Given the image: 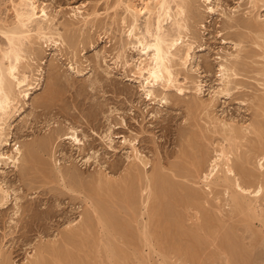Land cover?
I'll return each instance as SVG.
<instances>
[{"label": "rangeland", "instance_id": "obj_1", "mask_svg": "<svg viewBox=\"0 0 264 264\" xmlns=\"http://www.w3.org/2000/svg\"><path fill=\"white\" fill-rule=\"evenodd\" d=\"M19 1L0 0V31L8 32L19 28L14 14V5H18ZM176 1L179 3V0ZM258 1H254L257 6L253 8L251 0H210L208 3L205 0H183L193 6L181 18L182 24L187 28V32L182 31L183 42L184 45H191V60L181 67L178 59H175L172 63L177 80L174 88L163 92L160 87H155L153 101H149L144 96L141 80L134 74L139 55L132 49L130 43L133 39L128 37L127 27L122 23L125 17L123 3L120 4L119 0H34L35 5L39 9H46L53 19L51 28L60 38L55 36L54 45L45 40H35V35L31 33L33 38L30 41L34 42V46L25 43L27 46L23 48L25 54L22 53V58L26 59L19 66L20 74L26 73L30 77L28 83L31 88L26 98L18 99L20 101L16 104V109L11 111L9 119L1 126L3 136H6L4 140H7L0 148L1 152L11 155L19 147L21 156L16 168L5 160L0 163V188L6 193L4 201H1L0 194V264H33L38 257H45L44 260L50 263L53 256L49 255L48 248L51 247L60 251L67 250L70 254L73 252V256L78 252L79 257H76L85 259L86 264H226L229 257L220 248L225 231L233 234L231 238L237 237L242 242V247L248 248L249 264H264V230L259 221H247L237 214L233 216L230 206H226L228 203L225 202L223 189L207 190L202 175L199 178L195 175L187 159L190 152L198 156V152H195L202 151V148L209 154L208 158L206 155L207 161L212 158L216 146L221 143L225 145L222 125L229 124L240 134V144L237 140L240 149H237L236 154L242 158L252 156L247 168L259 175V171L255 170L256 163L260 158L259 153L262 155L264 150L258 144L260 135L256 129L260 125L264 126V38L258 40L259 36L246 28L250 21L264 24V0ZM131 2L140 7L139 0ZM208 7L214 12L210 13ZM76 13L88 16L86 25L80 17H74ZM139 22L140 29H143L144 21L141 19ZM169 23L165 24V30L174 35ZM2 32L0 49L5 50L7 42ZM31 51L33 54L30 56ZM3 65H7L6 60ZM232 65L237 67H231ZM221 66L231 70L225 80L228 81L226 89L221 83ZM198 89L200 92H197ZM49 93L53 95L49 100L40 101ZM244 128H248V132L242 131ZM70 129L77 132L82 141L81 146H75L62 137ZM36 141H51L47 154H40L38 157L39 162L42 165L45 163L46 168L53 173L48 180L34 168L31 170L34 173H31L30 164L27 165L23 159L25 146ZM128 142L133 144L138 156L147 163L146 168L143 169L142 164L136 162L135 153ZM257 145L259 149L262 148L263 153L259 150L254 152V146ZM234 157L233 160L237 162V157ZM180 163L183 167L186 165L184 168L187 169L186 172L189 171V175L178 172ZM155 170H160L162 176L171 180L173 185L182 186L179 189L190 188L200 192L202 199L204 197L197 208L192 205L195 207L193 209L189 204V207L181 205L173 209V215L178 213L174 216L179 218L182 228L180 231L187 234L193 231L195 238L190 236V239L187 234L185 238L172 229L174 232H169L174 233L175 238L166 232L170 245L165 242L164 234L160 237L163 241L153 237L156 239H152L151 246L146 247L137 242L139 248L132 247V251L127 245L124 246L121 234H115L109 241L103 237L100 227L94 224L92 236L89 235L90 232L89 236H82L85 241L88 240L84 241L86 245L82 244V237L73 243L64 241L70 230L82 225V218L84 221L90 218L87 215L91 213L90 209L84 201L90 191L95 192V200H99L101 205L107 206L112 201L107 207L113 204L115 206L112 208H117L116 204L122 206L119 205L121 203H115L118 198H113L110 202L104 199L107 198V193L100 191L102 195L99 198V190L95 188L97 180H108L113 185L120 183L117 187L120 190L124 182L120 180H127V174L138 176L137 173H142L139 176L144 179L146 174L150 176ZM59 171L67 175L64 181L61 180L63 177L60 179L56 174ZM176 171L177 179H174ZM260 173H264V170ZM73 182L81 183L79 189L76 188L80 194L68 190L75 185ZM118 190L114 193L117 194ZM260 204L264 209V202ZM218 208H221V213L217 212ZM259 209L257 212H261ZM118 215L126 219L124 211L123 215L122 211ZM206 215L214 216L216 222L212 221L211 224L208 223V227L205 226ZM144 217L137 218L136 225L132 223L134 232L140 231L138 228L147 220ZM151 229L158 234L164 231L153 227ZM137 234L139 235L138 232ZM171 236L174 243L169 240ZM196 237L200 240L199 243ZM104 239L108 241H105L106 245L114 242V247L126 254L128 259L112 263L105 247H102ZM251 242L254 247L249 248ZM68 245H74V248ZM177 247H182L181 252ZM95 248L100 254H95ZM190 256L195 258L191 259Z\"/></svg>", "mask_w": 264, "mask_h": 264}, {"label": "bare ground", "instance_id": "obj_2", "mask_svg": "<svg viewBox=\"0 0 264 264\" xmlns=\"http://www.w3.org/2000/svg\"><path fill=\"white\" fill-rule=\"evenodd\" d=\"M139 1H140V7H138L137 5H134L131 2V0H127L125 2L123 0H119L120 4H122V3L124 4L125 17H124V20L122 23L124 24V26L126 25V27H127L128 37H131V39H133V42L130 43L132 49L137 51L138 55H139L138 63H136V65L134 66V74L137 76L138 80H141V82H140L141 88L144 91L145 98H147L149 101H153L152 97H153V90L155 87H160L163 92L170 90V88H172V87L174 88V84L176 83L177 80H176L175 75H174L175 73H173V69H172V67L174 65V64L172 65L173 61H175V59H178L177 61L180 62V65L182 67V66H186L189 63V61L191 60V54H190L191 53V45H188V44L184 45V42H183L182 31L184 32V30H186V32H187V28L185 27V25H183L184 24L182 21L183 19H181V18L183 16H185V14H186L185 11L188 10V12H190V10L192 9L193 6L190 5L189 3L183 2V0L182 1L179 0V3H177V1L175 2V0H139ZM205 1L207 3L210 2V0H205ZM254 1L259 2L258 0H251L250 5H252L253 8H255L257 6V4L255 6ZM173 4H174V6L172 7ZM207 9L210 13L214 12V10L211 7H208ZM191 12H193V11H191ZM14 14H15V18L17 20L16 21L18 24L17 26H19V28L15 29V30H11V31H9L6 28V30H8V32L0 31L5 36V39H6L5 41L7 42L6 49L5 50L0 49V148L2 146H4V144L7 143V140L6 139L4 140V138L6 136L4 137L3 133H2V130H3L2 125L3 124L5 125L7 118L9 119V116L11 115L10 114L11 111L16 109L15 106L20 101L18 99L20 97H22V99L26 98L28 96V93H29L28 91L31 88V85L28 83L30 77H28V75H25L26 73L20 74L21 70L19 72V69H20L19 66H20L22 60L26 59V58L25 59L22 58V53L25 54L23 48L27 46V45L25 46V43H27L28 45H33L34 42L31 43V41H30L33 38L32 37L33 35L31 36V33L35 35V40H37V41L45 40L46 42H50L51 44L53 43L54 45L56 43L55 38L57 36L60 38V35L57 34L55 30L53 31L51 28L53 19L48 15V13L46 12V9H44V8L39 9V7H37L35 5L34 0H20L18 5H14ZM74 17L76 19H77V17L78 18L80 17V19H82V22L86 25L88 16L83 17V15L81 13H78V14L76 13V14H74ZM141 19H142V21H144V23L142 25L143 29L141 28L142 30L139 27L140 26L139 21ZM252 21H254V20H252ZM168 22H170L169 24L172 27L171 29H173L172 32L174 31V33H173L174 35L167 33L165 30V24H167ZM126 27H124V28H126ZM246 28L252 34H256L255 36L258 35L259 36L258 40L264 38V24L259 25L258 21L255 23L250 21L246 25ZM258 43H256V44H258ZM257 46H259V45H257ZM260 48H261V45H260ZM28 49H29V47H28ZM262 49H263V47H262ZM32 51L34 52L33 49H32ZM32 51L29 52L30 56H31ZM263 56H264V53H263ZM248 59H249V57H248ZM4 60L7 61L6 66H4L5 64L3 65ZM237 64H239V63H237ZM125 65L128 66L127 63H125ZM233 65L231 67H234V68L237 67V66L235 67ZM27 66H25V67H27ZM220 68H221L222 87L226 89L228 87V81H225V80H226V78H228L227 73L231 72V70L227 69L224 66H221ZM232 71H234V70H232ZM25 72H26V70H25ZM27 72H28V70H27ZM30 73L31 72H29V74ZM178 90L180 92V90H181L180 87ZM55 91H57V90H55ZM197 92H200V89H198ZM45 96L42 97L40 101H43V100L47 101L53 95H51L49 93V94H47L46 97ZM165 99H166V97H165ZM222 128H223V133L225 134L224 135L225 138L223 140L225 145L221 143L218 146H216L217 149H214L213 157L209 158L208 161L206 159L207 154H206V152L203 151L205 149L202 148V151H196L195 153L198 152L197 153L198 156L195 155L194 153L193 154L195 156L192 155V153L189 151L190 153H189V156L187 157V159H189V163H188L189 167L193 168L195 175L196 176L198 175V178L200 175H202V180H203V183H204L205 187L207 188V190H211L212 188L223 189L222 192L226 198V201L225 200L224 201L226 203H228L227 205L226 204H224V205H226L228 207L230 206L229 210H230L231 214L233 213L232 214L233 216H234V214H237L238 216L243 217L247 221L258 220L259 223L261 224V228H263V230H264V209L261 208V204H260V203L264 202V173H260V171L264 170V163H263L264 162L263 161L264 160V153H263V150H264L263 138L264 137L261 138V136H264V135H261L264 133V126L261 127V125H260V126H258V129H256V131L257 130L259 131V135H260L259 140H258L259 141L258 144L261 147H263V150H261L262 148L259 149L258 145H257L258 147L254 146L256 149H254L253 146H251L255 150V151L253 150L255 153L257 150H259L260 152L263 153L262 155H261V153H259L260 156L258 154H256L257 156L260 157L259 160L256 159L258 161L256 163V169H255V170H257V172L259 171L258 172L259 175L254 174L255 172L253 173L252 171L249 170V168H247L249 161H250L249 159L252 156L251 157L248 156V158H247V156H246V158H242L241 156H238L236 154L237 153L236 151H238L237 149H240L238 146V144H240V140H239L240 134L238 135V132H236V129H234V127L232 125L223 124ZM247 130H248V128H244L242 131L246 132ZM62 137H65V140H69L75 146L79 147L82 145L81 139L78 138L77 132L73 129H70L69 133L67 132L65 134H62ZM59 138H60V136H59ZM45 140H47V139H45ZM237 140L239 141L238 144H237ZM129 144H131V143H129ZM48 145H51V141H49V143L36 141V143H34L32 145L29 144V146H25L26 147L25 156H23L24 162L27 163V165L30 164V167L28 166L29 171L31 172V170H33L32 168H34L36 172H38L40 175H42V177H44V179L47 178V180L50 179V177L52 176L53 173H52V171H50V169L48 170L46 168V164L44 163V161H43V163H44L43 165L41 164L42 162L41 163L39 162L38 157L40 154H44V153L47 154L46 153L47 148L49 149ZM187 145H188V143H187ZM130 146H131V149L133 150V152L135 153L134 159L136 160V162L137 161L140 162L143 166V169L146 168L145 166L147 165V163L138 156V153H137L136 149L134 148L133 144H131ZM192 149L193 148H191V150ZM186 150H185V152L188 153V151H186ZM186 155H188V154H186ZM208 155H207V158H208ZM234 155H235V157H237V162H235L233 160ZM20 156H21V151H20L19 147L15 148V150L11 153V155H6L5 153H2L0 150V163L2 162V160H5L6 162H9L11 165H13L16 168L17 164L19 163ZM209 157H211V156H209ZM256 158H258V157H256ZM41 159H42V157H41ZM180 159H182V158H180ZM251 160H253V159H251ZM254 162H255V160H254ZM254 162L251 161L252 164ZM5 165H6V163H5ZM180 165H181V163H180ZM43 166H45V167H43ZM184 167L181 165V167H179L180 171H178V172L179 173L181 172L182 174H187L189 171L186 172L187 169H185ZM249 167H251V166H249ZM177 168H178V166H177ZM188 170H190V169L188 168ZM159 171H157V170L153 171L150 174V176H146L147 174L145 173L146 175H145L144 179H141V177H140V176H142L141 175L142 173L139 174L136 171H134V172H136L138 176H135V175L130 176L127 174V177L129 176L127 180L125 179L126 177L123 178L125 180H120V181H124L122 183L123 186H121L119 188L120 190L117 189V187H119L118 184H120V183H118V184L116 183L118 186H115L116 184L113 185L108 180H106V181H102L101 179L97 180V182H96L97 187H95V188H96V190H99L100 194L98 195V193H97L99 198L102 195L101 192H104V194L107 193L108 195L106 194L105 197H107L108 199L107 198H104V199L109 201V200H112L113 198L114 199L118 198L119 200H116L115 203H117V202L121 203L119 205H122V206H117V204H116L117 208H112V206L114 205L113 204L112 206L110 205L111 207H107V206H109V204L112 201L111 202L109 201L110 203L107 202L108 203L107 206L101 205L99 200L98 201L95 200V198H96L95 192L92 193V191L89 190L90 192H89V194L87 193V196H85L84 201L90 209L91 213H88V214L86 213L87 215L90 216V218H88L86 221H84V219L82 218V220H83V221L81 220L82 225L79 228L77 227L78 229L76 228L75 230H72V231L69 229L70 233L68 232L69 234H67V236H65L64 241L67 243H73L74 240H77L78 238H81L82 236L85 237V235H88L89 232H90L89 235L91 234V236H92L93 232L91 230L93 229L94 224L98 228L100 227V230L103 233V237L107 240L109 239V241L112 238H114L115 234H117V235L121 234V236L124 237V239H123L125 241L124 246L127 245L131 249H132V247L133 248H136V247L139 248V246H138L139 242H141L145 247L151 246L152 239L158 238V240H159L164 236V234H165V239H166V237H167L166 232L171 233L169 231H173V230L176 233L179 232V235H181L183 237L189 235L187 237L190 238V236H192L195 238V232H193V231L188 232V234L186 232L180 231V229L182 230V228L180 226L179 218L177 219L174 216L175 214H178V213L175 212V214L173 215V211L176 209L175 207H178L181 205H185L188 207L191 205L190 207L193 209L195 207L194 206L192 207V205H195L197 208L200 206L201 200H203L204 197L202 199V196L199 194L200 192L198 193L196 190H195L196 192L193 190H190L189 187H188L189 189H186V190H185V188H184V190L179 189L180 185L179 186L173 185L172 181L168 180L167 178L162 176L163 174H161V171L160 172ZM170 171H172V170H170ZM26 172L27 171H25V173ZM31 173H34V172L32 171ZM190 173H191V171H190ZM56 174H58L60 179H61V177H63L61 180H63L67 176V175H63L64 173H60V171ZM173 174H174V172H173ZM174 175H175V178H174ZM174 175L172 177L174 179H177L176 178L177 171ZM188 175H189V173H188ZM54 176L58 177L57 175H54ZM182 177L186 178V177H184V175H182ZM191 177H192V173H191ZM188 178L191 179L190 177H187V179ZM72 179H73V177H72ZM32 181H33V179H32ZM185 181H187V180L185 179ZM189 182H191V181H189ZM74 184L75 185H73L72 188H69V189L65 186L66 190L68 189L73 193L80 194L77 192L78 190L76 191V188L79 189L78 186H81L80 185L81 183L80 184L74 183ZM74 186H76V187H74ZM180 187L182 188V186H180ZM82 188H81V190H82ZM221 189H219V190H221ZM117 190H118V192H117V194H115L114 191H117ZM209 192H207V195H209ZM222 192H219V194L222 195L221 194ZM0 194H1V201H4L6 193L1 188H0ZM213 195H215V194H213ZM204 196H205V194H204ZM206 200H207V198H206ZM104 203L106 204V202H104ZM201 207H202V205H201ZM198 209H195V210H198ZM219 209H221V208H218L217 212L219 211ZM258 209L261 210V212L260 211L257 212ZM201 210H202V208H201ZM231 210H232V212H231ZM121 211H122V215H123V211L125 212L126 219H124L122 217L120 218V216L118 215V213H121ZM219 212L221 213V211H219ZM258 213H260V214H258ZM143 216H145L147 220L145 221V223H143L141 228H138V229H140V231H137L139 233V235H138L137 232H134V228L132 225L133 224L136 225L137 224L136 219L139 217L143 218ZM211 216L206 215L204 218L205 219L204 221L206 222L205 226L207 225V227H208V223L211 224L212 221H213V223L216 222L215 218H213L214 216H212V217ZM196 219H198V218H196ZM234 219H233V221H234ZM239 220H240V218H239ZM246 225L249 228V225L247 223H246ZM152 227L159 229V231L164 230L163 233L160 232L162 235L158 234V232L153 231L151 229ZM246 228H245V230L247 231ZM225 232L226 233L223 234L224 235L223 238H221V239H223V241H221L222 247L220 246V248L223 251V253L228 255V257H229V259H227V261H226L227 262L226 264H249V260H250L249 254L250 253H249V251H247L248 248L245 249L244 247H242L243 244H242V242H239V239H237V237L235 238L234 236H232V238L234 237V239H232L230 236L233 234L230 235V232H228V231H225ZM173 234L171 233V234H169V236L172 235L174 237ZM175 235H177V234H175ZM251 235H253V234L251 233ZM251 235H250V237H252ZM172 236L170 237L171 239H169V240H171V242L174 243L173 239L175 237L172 239ZM153 237H156V238H153ZM189 238H188V240H189ZM197 238L198 237H196V239ZM105 239H104V242L102 241V243H103L102 247L103 248L105 247L104 249H106L105 252L107 251V257H108V259H110V261L112 263L116 262L117 260L123 262V261H126L128 259L126 254H124L121 250H117V248L114 247V245L112 244L114 242H111V243L109 242V244H107V245L104 244L105 241H107ZM126 239H127V241H126ZM167 239L165 240V242L167 241ZM188 240H187V242H188ZM80 241H78V242H80ZM84 241L85 240L83 238V242L81 241L82 244L84 243ZM87 241H85V242H87ZM160 241H163V240L161 239ZM198 241H200V240L197 239V242ZM93 242H94V240H93ZM137 242H138V244H137ZM167 243H168V241H167ZM79 244H81V243H79ZM160 244H161V242H160ZM93 245H94V243H93ZM168 245H170V244L168 243ZM253 245H254V243L250 244L248 247L252 248V247H254ZM68 246H72V245H68ZM173 247H174V245H173ZM187 247H185V248H187ZM76 248H78V247H76ZM190 248L192 251V247H190ZM48 249H49V252L51 253V254L49 253V255H51V257L53 256V258H52L53 261L50 262L52 264H77V263L86 264V263H84L85 259H83L81 257L77 258V257H79L78 252H77V254H75L77 256L76 257V256H73L74 254L71 255L73 252L70 254V253H68L67 250H65L66 252L60 251L54 247H51ZM177 249L181 252L182 247L181 248L177 247ZM91 250L93 251V247ZM186 250L187 249H185V251ZM194 250H195V248H194ZM44 251L46 254V250H44ZM44 251H42V252L44 253ZM75 251H76V249H75ZM98 251L99 250H97L95 248L96 253L95 252L94 253L97 254ZM132 251H134V250L132 249ZM185 251H183V252H185ZM189 251H190V249H189ZM162 252H164V250ZM175 252H177L176 249H175ZM196 252L197 251H195V253ZM89 253H90V251H89ZM84 254H85V252H84ZM91 254L93 255V253H91ZM98 254H100V253H98ZM133 254H135V252H133ZM251 254H252V252H251ZM188 255H187V257H189ZM192 255L193 254H191V256ZM196 255H197V253H196ZM94 256H96V255H94ZM94 256H93V258H94ZM85 257H86V255H85ZM88 257L86 259L87 261H88ZM90 257H91V255H90ZM44 258L42 259V257H40V258L38 257L34 261L33 264H50L49 262L45 261ZM143 258H144V256H143ZM192 258H195V257H191V259ZM87 264H88V262H87ZM102 264H103V262H102ZM141 264H145V263H141Z\"/></svg>", "mask_w": 264, "mask_h": 264}]
</instances>
